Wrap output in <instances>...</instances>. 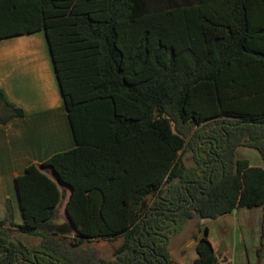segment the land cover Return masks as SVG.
Returning a JSON list of instances; mask_svg holds the SVG:
<instances>
[{"label": "trees", "instance_id": "1", "mask_svg": "<svg viewBox=\"0 0 264 264\" xmlns=\"http://www.w3.org/2000/svg\"><path fill=\"white\" fill-rule=\"evenodd\" d=\"M42 30L77 147L16 179L0 264H173L190 220L243 208L263 210L264 264V167L237 158L264 163V0H0V40ZM24 115L1 91L0 124ZM66 189L69 232L39 230ZM197 240L194 264L227 262L208 226Z\"/></svg>", "mask_w": 264, "mask_h": 264}, {"label": "crops", "instance_id": "2", "mask_svg": "<svg viewBox=\"0 0 264 264\" xmlns=\"http://www.w3.org/2000/svg\"><path fill=\"white\" fill-rule=\"evenodd\" d=\"M1 91L25 112L22 118L7 125L0 124V221L6 219L7 202L11 201L15 223L21 225L23 215L16 179L29 166L77 147L44 30L0 40ZM242 160H248L253 167H264L262 158L259 160L252 153L245 152ZM70 195L71 190L66 189L64 208ZM228 216H235L236 221H228L229 224L224 221L226 226L232 227L233 233L225 230V236L218 238L208 227L209 239L217 255L222 259L227 258V262L222 264H261L257 251L261 244L263 210L243 208ZM58 221L53 224L63 226L70 220L67 213L64 215L60 212ZM201 229H198V234L190 236L189 251H186L188 245L180 249L182 254L190 256L189 264H194L198 257L196 245L197 238L203 235ZM28 237L40 240L39 237ZM244 238L249 240L248 246ZM105 243L96 244L95 247L101 251ZM183 261L182 257L179 260L174 257L175 264H182Z\"/></svg>", "mask_w": 264, "mask_h": 264}, {"label": "rangeland", "instance_id": "3", "mask_svg": "<svg viewBox=\"0 0 264 264\" xmlns=\"http://www.w3.org/2000/svg\"><path fill=\"white\" fill-rule=\"evenodd\" d=\"M245 152L252 153L259 160H261V156L259 155V153L256 150L251 149V148H248V149L240 148L238 150V152H237V157H238L239 160H242V158L244 157V153ZM61 212L64 215L66 214L64 205L61 207ZM248 217H252V215H249ZM200 221L201 220H199L198 218L190 220L180 232H178L177 234L173 235L170 238L169 249H170V253H171V257L173 259V262H174V257L178 258V260H179L180 257H182V259H184L182 264H189L190 256H185L184 254H182L180 249L183 250L188 245L187 248H186V251H189V248H190L189 238H190L191 235L198 234L197 231L200 228ZM224 221H227V224H229L228 221H236L235 220V216H233V217L225 216V217H222V218H219V219H216V220H204L202 222V224H204V226L201 227L202 228L201 229V231H202L201 233L203 234L205 226H208L209 228H211L213 230L214 236H217L218 238H221L222 236H225L224 235L225 234V230H228L227 232L230 233V234L233 233L234 230L232 229V227L229 228L228 226H226ZM20 238L24 242H26L28 245H31V246L38 244L39 241H40V240L38 241V240L34 239L33 237L29 238L28 236H20ZM244 239L246 240L245 244L248 246L249 245V240H247L246 238H244ZM120 244H121L120 241L119 242H112V243L108 242V243L102 244L101 251L107 257H112L114 252H115V250H116V248L119 247ZM242 244H243V242H242ZM245 244H243V246ZM181 245H183L184 248H182ZM247 248H249V247H247ZM173 264H175V263H173Z\"/></svg>", "mask_w": 264, "mask_h": 264}, {"label": "water", "instance_id": "4", "mask_svg": "<svg viewBox=\"0 0 264 264\" xmlns=\"http://www.w3.org/2000/svg\"><path fill=\"white\" fill-rule=\"evenodd\" d=\"M198 219H201L199 216ZM41 231H47L48 233H66L69 232L70 228L66 226V228H62L61 226H57L53 223L43 224L39 227Z\"/></svg>", "mask_w": 264, "mask_h": 264}]
</instances>
